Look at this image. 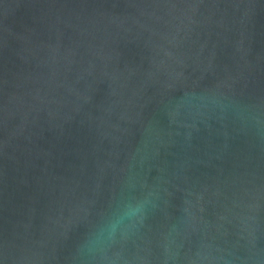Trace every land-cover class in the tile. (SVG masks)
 Listing matches in <instances>:
<instances>
[{
  "label": "water",
  "instance_id": "obj_1",
  "mask_svg": "<svg viewBox=\"0 0 264 264\" xmlns=\"http://www.w3.org/2000/svg\"><path fill=\"white\" fill-rule=\"evenodd\" d=\"M0 264H264V0H0Z\"/></svg>",
  "mask_w": 264,
  "mask_h": 264
},
{
  "label": "clouds",
  "instance_id": "obj_2",
  "mask_svg": "<svg viewBox=\"0 0 264 264\" xmlns=\"http://www.w3.org/2000/svg\"><path fill=\"white\" fill-rule=\"evenodd\" d=\"M100 244H102V238L101 237H97V239L93 241V246L97 247Z\"/></svg>",
  "mask_w": 264,
  "mask_h": 264
}]
</instances>
